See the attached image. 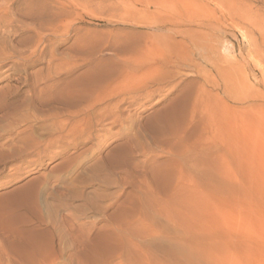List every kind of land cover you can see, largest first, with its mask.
Returning <instances> with one entry per match:
<instances>
[{
  "label": "rangeland",
  "instance_id": "1",
  "mask_svg": "<svg viewBox=\"0 0 264 264\" xmlns=\"http://www.w3.org/2000/svg\"><path fill=\"white\" fill-rule=\"evenodd\" d=\"M183 1L0 0V264H264V0ZM165 53L176 81L136 79ZM101 61L116 96L54 101Z\"/></svg>",
  "mask_w": 264,
  "mask_h": 264
},
{
  "label": "bare ground",
  "instance_id": "2",
  "mask_svg": "<svg viewBox=\"0 0 264 264\" xmlns=\"http://www.w3.org/2000/svg\"><path fill=\"white\" fill-rule=\"evenodd\" d=\"M210 1H212V2H215L220 8L224 5L223 4V2H222V0H210ZM159 2H160V4H159ZM149 6H151V5H155V6H157V7H161V8H164L165 7V4L164 3H162L161 1H156V2H151V1H149L148 3H147ZM181 4L184 6V7H186V8H195V7H198V5L197 4H195L194 2H188V1H183V0H181ZM160 5V6H159ZM5 14V13H4ZM1 15V14H0ZM22 15V14H21ZM29 14H27V16H28ZM31 15V14H30ZM29 15V17H31V16H33V15H31L30 16ZM23 16H25V15H23ZM236 16V14H234L233 16H232V14H229V16H225L224 14H223V19H224V21L223 22H228L230 25H232V26H238L239 25V20H238V17H235ZM2 18H4V16L2 15L1 16ZM5 17H6V15H5ZM11 17V16H10ZM34 17V16H33ZM12 18H13V16H12ZM15 18V17H14ZM27 18V17H26ZM223 19H221V20H223ZM4 20H5V18H4ZM220 20V19H219ZM221 20H220V22H221ZM10 22V21H9ZM4 23V22H3ZM191 23H194V24H196L197 26H199V27H206V28H210V27H213L212 26V23L211 22H209V23H207V24H205V23H203L201 20H198V21H196V20H193V22H191ZM4 24H7V23H4ZM12 24V23H11ZM224 24V23H223ZM9 25V24H8ZM6 27V26H5ZM49 27V26H48ZM0 28H2V27H0ZM11 28V27H10ZM13 28H14V26H13ZM15 28H16V26H15ZM51 28V27H50ZM9 29V28H8ZM1 31V30H0ZM183 32V31H182ZM182 32H180V34L182 35V34H184L185 35V37H186V39H187V43H174L172 46H177L178 47V45L180 46L179 48L181 49V48H183L184 46H188V45H196V43H194L193 42V40L187 35V33H182ZM178 33V32H177ZM40 36V35H39ZM41 36H43V35H41ZM40 36V37H41ZM192 36H193V34H192ZM45 37V36H44ZM194 37V36H193ZM50 38V37H49ZM37 39H38V37H37ZM46 39V38H45ZM51 39V38H50ZM29 40V39H28ZM39 40V39H38ZM37 40V41H38ZM49 41V40H48ZM5 42V41H4ZM3 42V43H4ZM20 42H22V41H20ZM5 44V43H4ZM4 44H3V46H4ZM7 44V43H6ZM31 44V43H30ZM172 44V43H171ZM0 46H2L1 44H0ZM181 46H183V47H181ZM260 45H257V48L256 49H258V54H263L264 55V49H262L261 47H259ZM29 49V48H28ZM5 50V49H4ZM7 50V49H6ZM32 50V49H31ZM172 50H166V52L167 53H170ZM14 52V51H13ZM19 52V51H18ZM15 53H17V52H15ZM14 53V54H15ZM24 53V52H23ZM28 53V52H27ZM26 53V54H27ZM255 53V52H254ZM5 54V53H4ZM31 54V53H30ZM42 54V53H41ZM172 54H174V53H172ZM257 54V55H258ZM16 55V54H15ZM35 55V54H34ZM52 55V54H51ZM4 56H6V55H4ZM29 56V55H28ZM54 56V55H53ZM123 56V55H122ZM11 57H13V56H11ZM21 57H23V56H21ZM41 57V56H40ZM26 58H28L27 57V55H26ZM21 59V58H20ZM23 59V58H22ZM179 59V58H178ZM26 60V59H25ZM33 60V59H32ZM35 60V59H34ZM170 60H172V59H170ZM169 60V58H168V56H167V54L165 53L164 54V56H163V58H162V60L160 59V61H161V63H160V65L156 68V71H155V69H153L152 68V66L151 67H147V65H145L144 63H140V62H138L137 64H136V66H133L134 67V71H135V73H136V79H142L143 77H149L150 75H152L153 73H155L156 75H157V77H155L154 75V79H155V81H156V83L157 84H159V83H163V82H167L166 80H168L169 79V82H174V81H176L177 79H176V75H172L171 74V72L170 71H168V70H166V69H168V67L171 65V61ZM61 62V61H60ZM66 62H67V60H66ZM70 62H72V61H70ZM19 63V62H18ZM97 63V62H96ZM49 64V63H48ZM64 63L62 62V64H60L59 63V65H63ZM66 64V63H65ZM68 64H69V62H68ZM66 65L65 67L67 68L68 66L70 67V66H72V63H71V65ZM173 64V63H172ZM19 65H21V64H19ZM36 65V62H34V61H32V62H30V67H34ZM57 66H58V64H57ZM107 64H105V62L103 63L102 61H101V63H98V64H96V65H94V67L91 69V71L89 72V73H87V74H85V75H83V76H80V77H77V78H75V79H73V80H71L70 79V81H67V77H64V78H59V80L56 82V83H54V84H51V85H49L47 88L48 89H54V90H56L57 92L56 93H59V94H62V96L61 95H59L58 97H56V99H54V101L55 102H57V103H61V105L62 104H64V105H66L67 106V108L68 109H78V108H81L82 109V107L84 108V105H87V104H91V103H94V101H96V102H100V101H102L104 98H106V96L107 95H109L110 97L111 96H113V95H115V93L118 91V90H120V88L122 87V85H120L119 83H118V79H119V77H121V76H119L118 74H117V71L115 70V72L114 71H111V70H109L107 67ZM178 66V65H177ZM68 67V68H69ZM76 67V66H75ZM49 68V67H48ZM51 68H52V66H51ZM58 68H61L62 69V66L60 67H58ZM58 68H56V69H58ZM63 68H64V65H63ZM91 68V67H90ZM55 69V68H54ZM60 69V70H61ZM73 71V70H72ZM51 72H53L52 70H51ZM58 72V71H57ZM70 72V71H69ZM56 73V72H55ZM60 73V72H59ZM58 73V74H59ZM65 73V72H64ZM264 74V73H263ZM37 75V74H36ZM51 75V74H50ZM57 76H59V75H57ZM63 76V75H62ZM72 76V75H71ZM152 76V77H153ZM49 77V76H48ZM53 77V76H52ZM151 77V78H152ZM49 78H51V76L49 77ZM150 78V79H151ZM46 79H47V77H46ZM56 79H58V78H56ZM49 80V79H48ZM46 81V80H45ZM51 81V80H50ZM44 82V81H43ZM121 82V81H120ZM53 83V82H52ZM164 84V83H163ZM37 85V84H36ZM176 86V85H175ZM178 87V86H177ZM36 90V89H35ZM44 90V89H43ZM47 90V89H46ZM226 91H229V90H227L226 89ZM65 92V93H64ZM47 94V93H46ZM157 94H158V92H157ZM56 96H57V94H55ZM109 96H108V98H109ZM116 96V95H115ZM217 96L219 97V95L217 94ZM52 97V96H51ZM117 97H118V95H117ZM116 97V98H117ZM115 98V97H114ZM107 99V98H106ZM206 99H208V94H207V92L205 91V89H204V91L201 89V90H197V91H195L194 89L192 90H190L189 92H188V95H186L185 97L183 96L181 99H179L177 102H175L176 104L174 105V107H172V109L173 110H175L176 109V107H178L179 108V111H178V116H189L190 118H193V119H196V117H197V115H199L198 113H200L201 112V107L205 104V102H206ZM210 99V98H209ZM105 100V99H104ZM104 100H103V102H104ZM215 100V99H214ZM116 101V100H115ZM210 101V100H209ZM209 101H207V103L209 102ZM123 102V101H122ZM116 103V102H115ZM121 103V102H120ZM117 104V103H116ZM119 104V103H118ZM58 105V104H57ZM93 105V104H92ZM96 105V104H95ZM115 106V105H114ZM205 106V105H204ZM63 107V106H62ZM89 107H90V105H89ZM94 106H92L91 108H93ZM108 107V106H107ZM106 107V108H107ZM66 108V109H67ZM106 108H105V111L104 112H106ZM115 108H117V106L115 107ZM119 108V107H118ZM117 108V109H118ZM177 108V109H178ZM220 108V107H219ZM67 109V110H68ZM112 108H110V110H111ZM79 111H80V109H78ZM84 111H85V109H83ZM94 110V109H93ZM70 111H72V110H70ZM76 111V110H75ZM82 111V110H81ZM80 111V112H81ZM112 112H113V110H111ZM121 111V110H120ZM200 111V112H199ZM77 112V111H76ZM79 112V113H80ZM98 112V111H97ZM103 112V111H102ZM101 112V113H102ZM107 112H110V111H107ZM119 112V111H118ZM72 113H73V111H72ZM89 113V112H88ZM114 113V112H113ZM121 113V112H120ZM114 114H116V113H114ZM113 114V115H114ZM106 114H103V115H101V116H98V121H102L103 119H105V118H107V117H105L104 118V116H105ZM107 115H108V113H107ZM110 115V114H109ZM108 115V116H109ZM202 115V114H201ZM118 116V115H117ZM198 118V117H197ZM97 120V119H96ZM98 123V122H97ZM73 131V130H72ZM70 132V131H69ZM68 132V133H69ZM71 135V134H70ZM65 136V135H64ZM67 136V135H66ZM69 137V136H68ZM58 138V139H57ZM56 138V140H60V139H65V138H67V137H65V138H63L62 136L61 137H57ZM62 141V140H61ZM53 142H55V139L53 140H50V142H49V144L50 143H53ZM51 146V145H50ZM101 164V163H100ZM101 167V166H100ZM35 197V196H34ZM37 197V196H36ZM38 198V197H37ZM35 201V200H34ZM33 201V202H34ZM12 226V225H11ZM31 231V230H30ZM29 232V231H28ZM32 232V231H31ZM34 233V232H33ZM36 233V232H35ZM30 234H32V233H30ZM29 235V234H28ZM33 236V235H32ZM27 237V236H26ZM29 237H31V236H29ZM29 237H27V238H29ZM34 237H35V235H34ZM37 237V236H36ZM36 237H35V239H36ZM39 237V236H38ZM33 238V237H32ZM31 238V239H32ZM42 240V239H41ZM31 241V240H30ZM35 243V242H34ZM172 244H174V245H176L175 244V242H173ZM41 245V244H40ZM35 247H37L36 245H35ZM135 247V246H134ZM176 247V249L178 250L177 252H178V257H179V259H180V261H190L189 259V256H188V254L186 253V251H184L183 250V248H181V246H175ZM41 249V248H40Z\"/></svg>",
  "mask_w": 264,
  "mask_h": 264
}]
</instances>
